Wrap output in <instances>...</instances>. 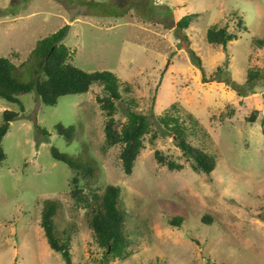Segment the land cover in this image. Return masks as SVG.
Here are the masks:
<instances>
[{
    "label": "rangeland",
    "instance_id": "374dc122",
    "mask_svg": "<svg viewBox=\"0 0 264 264\" xmlns=\"http://www.w3.org/2000/svg\"><path fill=\"white\" fill-rule=\"evenodd\" d=\"M190 14L180 28L179 19ZM214 24L238 37L226 48L208 43ZM65 25L72 64L116 74L123 99L134 100L131 109L146 114L158 136H145L127 174L120 146L105 144L106 116L96 101L105 94L101 84L62 95L54 106L34 91L18 95L23 109L0 98V123L3 110L18 112L1 141L0 264H64L40 225L44 199L59 203L55 227L72 238L73 261L101 260L87 208L71 194L74 170L52 157V145L97 165L94 178L81 179L83 193L100 194L109 184L120 189L129 255L105 264H264V46L255 41L264 39V0H0V57L30 81L36 41ZM249 70L258 75L246 82ZM125 105L116 102L120 123ZM164 112L195 122L188 121V140L215 156L210 174L194 171L162 133L157 118ZM58 123L74 125L70 142ZM154 150L183 168L169 170ZM174 216L182 218L179 225Z\"/></svg>",
    "mask_w": 264,
    "mask_h": 264
},
{
    "label": "trees",
    "instance_id": "16d2710c",
    "mask_svg": "<svg viewBox=\"0 0 264 264\" xmlns=\"http://www.w3.org/2000/svg\"><path fill=\"white\" fill-rule=\"evenodd\" d=\"M195 14L185 15L178 21L180 28H187L191 17ZM239 30L245 31L239 19ZM67 26H62L53 33H50L36 41L35 46L29 53V60H33L38 68L34 71L35 77L30 81H23L18 78L19 71L9 57H0V98L6 101L18 103L23 106L18 95L34 91L39 100L49 106H54L58 98L66 94H79L87 92L94 83L102 85L105 94L96 97L100 108L104 112L106 119L103 126L104 140L107 147L119 145V159L125 173L132 172L135 161L140 151L144 148V138L150 136L153 141L158 132L152 128V123L144 113L131 109L129 103L133 99L124 100L120 92L119 78L111 71H84L71 62L69 48L62 42ZM241 31H238V33ZM237 32L230 31L228 26H210L206 30V41L213 45H221L226 48L229 41L238 37ZM258 46H264V39L255 40ZM198 64L200 58L191 50ZM258 72H247V81L256 78ZM122 89L128 90L125 86ZM126 102V119L119 122L114 115L117 110L116 102ZM18 116V112L5 109L2 111V121L0 123V162L5 159L1 141L9 128V123ZM161 126L162 133L173 137L176 146L180 149L183 156L192 160L193 170L205 174H210L216 164L215 156L203 149L193 146L189 140L190 135L188 121L194 127L195 122L188 117L181 118L177 114L164 112L157 118ZM58 134L62 135L67 141H71L74 135V125L63 126L58 123L55 125ZM40 130L48 135L43 128ZM51 155L54 159L64 162L69 168L74 170L71 177V194L76 198V205H83L87 208L86 216L96 244L103 249L101 260L98 264H105L111 258H125L129 255L126 250L128 241L124 235L123 222L125 219V209L122 206L120 189L118 186L109 184L102 193L90 191L83 193L81 179H92L96 174V164L86 161H79L72 156L60 152L55 146L50 147ZM156 161L165 165L169 170H180L183 164L168 158L159 150H154ZM88 184V183H86ZM59 203L53 199H44L41 206L40 225L44 230L47 242L54 251L60 252L64 264L75 263L72 258L70 244L71 239L66 232L57 231L55 227V215L58 213ZM182 218L174 216L172 222L176 225ZM206 221V220H204ZM65 235V236H64ZM92 264V263H87Z\"/></svg>",
    "mask_w": 264,
    "mask_h": 264
},
{
    "label": "water",
    "instance_id": "95a60500",
    "mask_svg": "<svg viewBox=\"0 0 264 264\" xmlns=\"http://www.w3.org/2000/svg\"><path fill=\"white\" fill-rule=\"evenodd\" d=\"M262 218H264V215H261Z\"/></svg>",
    "mask_w": 264,
    "mask_h": 264
}]
</instances>
